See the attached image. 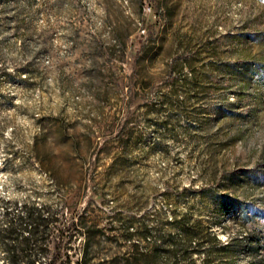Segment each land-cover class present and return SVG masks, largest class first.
I'll use <instances>...</instances> for the list:
<instances>
[{"label": "rangeland", "instance_id": "1", "mask_svg": "<svg viewBox=\"0 0 264 264\" xmlns=\"http://www.w3.org/2000/svg\"><path fill=\"white\" fill-rule=\"evenodd\" d=\"M181 226L179 264H264V0H0V264H159Z\"/></svg>", "mask_w": 264, "mask_h": 264}, {"label": "trees", "instance_id": "2", "mask_svg": "<svg viewBox=\"0 0 264 264\" xmlns=\"http://www.w3.org/2000/svg\"><path fill=\"white\" fill-rule=\"evenodd\" d=\"M140 50V45L136 47V53L139 52ZM7 214H10L6 212ZM25 218H27V225H31L34 219L37 218L33 216L34 210H25ZM179 239L174 240L171 238V243H170V249H167L165 251V254L163 255V260L159 264H179L180 261V256L185 257L194 262L192 259V255H205L206 254V248L204 247L203 241L198 242L196 245H191L193 241H195V236L196 232L195 231H190L188 228H185L184 226H181L179 228ZM27 236L23 237V240L26 242L27 245H29L30 241L32 240L33 236V230L27 229ZM208 235H212V239L214 241H217L216 237L212 233H207ZM158 250H159V245L155 244L153 247V253H154V259H157L158 256ZM30 256V255H28ZM13 259V264H17V262L14 261ZM158 260V259H157ZM54 260L51 261L48 264H54ZM31 264H34L31 262ZM157 264V263H155Z\"/></svg>", "mask_w": 264, "mask_h": 264}]
</instances>
